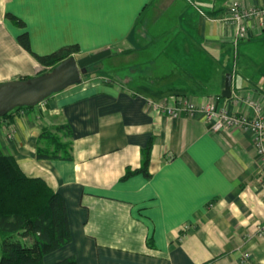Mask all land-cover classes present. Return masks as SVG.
<instances>
[{
  "label": "crops",
  "instance_id": "crops-1",
  "mask_svg": "<svg viewBox=\"0 0 264 264\" xmlns=\"http://www.w3.org/2000/svg\"><path fill=\"white\" fill-rule=\"evenodd\" d=\"M196 1L175 9V0H0V84L44 69L19 46L23 33L39 56L73 45L75 59L107 49L139 56L125 63L124 80L96 63L81 84L0 119V152L66 204L71 241L44 264H264V235H254L264 223V168L253 136L160 108L184 100L250 117L255 102L264 115V17L247 21L236 43L234 28L217 21L231 2L264 0ZM170 11L174 19H164ZM45 131L68 146V160L36 157L48 148L38 145ZM149 142L148 176L124 178Z\"/></svg>",
  "mask_w": 264,
  "mask_h": 264
},
{
  "label": "trees",
  "instance_id": "trees-1",
  "mask_svg": "<svg viewBox=\"0 0 264 264\" xmlns=\"http://www.w3.org/2000/svg\"><path fill=\"white\" fill-rule=\"evenodd\" d=\"M18 27L23 22L7 14ZM19 46L30 53L35 61L50 72L57 64L79 52L76 45L63 47L49 55L39 56L31 52L27 33L18 36ZM39 72L38 75L45 74ZM90 74H87L89 76ZM27 79V78H24ZM29 107L17 108L24 110ZM14 110V111H15ZM12 112L1 117L4 119ZM46 139H50L47 141ZM36 157L68 160V146L59 137L43 132ZM52 146V147H51ZM152 142L141 152V165L137 172L126 171L124 178L135 173L148 176ZM71 234L64 199L52 192L39 178H28L20 170L13 157L0 152V264H44L43 258L69 244ZM54 264H76L74 258H66Z\"/></svg>",
  "mask_w": 264,
  "mask_h": 264
},
{
  "label": "built area",
  "instance_id": "built-area-1",
  "mask_svg": "<svg viewBox=\"0 0 264 264\" xmlns=\"http://www.w3.org/2000/svg\"><path fill=\"white\" fill-rule=\"evenodd\" d=\"M264 17V5L259 7H242L237 2H231L226 6L225 14L217 19V21L226 23L234 28L233 42L246 38L247 30L245 23L250 20ZM252 110L253 115L246 117L244 115L230 114L226 109H216L213 104H206L198 107L193 103L181 100L175 106L160 107L169 116H177L178 113L187 112L190 115L195 113L205 117V121L209 124L214 132L238 129L248 132L253 136V144L256 154L264 168V115L258 104L255 102L247 103ZM261 200L264 203V181L260 186ZM256 237L264 235V223L257 225L254 231ZM242 259L245 262L250 260L249 253H243Z\"/></svg>",
  "mask_w": 264,
  "mask_h": 264
},
{
  "label": "water",
  "instance_id": "water-1",
  "mask_svg": "<svg viewBox=\"0 0 264 264\" xmlns=\"http://www.w3.org/2000/svg\"><path fill=\"white\" fill-rule=\"evenodd\" d=\"M111 55L110 50L87 55L79 59L69 57L50 72L35 77L0 84V118L22 107H34L53 94L81 84L87 68ZM221 97L231 98V75L225 77Z\"/></svg>",
  "mask_w": 264,
  "mask_h": 264
},
{
  "label": "rangeland",
  "instance_id": "rangeland-1",
  "mask_svg": "<svg viewBox=\"0 0 264 264\" xmlns=\"http://www.w3.org/2000/svg\"><path fill=\"white\" fill-rule=\"evenodd\" d=\"M175 2L176 3L174 5V8L177 9V8H183L184 5L189 6V7L193 6L191 4H196L197 1L196 0H175ZM172 8H173V6L170 9H172ZM202 8L204 9L205 7L202 6ZM163 17H164V19L171 18L173 20L174 19L173 18V11L164 13ZM144 56H145V54L142 55L140 58H143ZM138 57L139 56H137L136 58L132 57L131 59H127V60H122L121 58L106 57V58L102 59L101 61H99L97 64H100V67H101L100 70H102L101 72L102 73L104 72L110 78H116L118 80H124V78H125V63L128 62L132 65V62H135ZM94 67H95L94 65L89 66V68H88L89 70H87V73L84 76H82V79L91 78V76L94 75V73H91L89 71L94 69ZM42 71L45 72L47 70L43 69V70H41V72ZM45 73H47V72H45ZM87 74H90V75L87 76ZM106 82H113V81L107 78ZM214 107H215V105H214Z\"/></svg>",
  "mask_w": 264,
  "mask_h": 264
}]
</instances>
